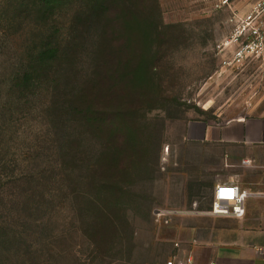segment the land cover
<instances>
[{
    "label": "rangeland",
    "instance_id": "1",
    "mask_svg": "<svg viewBox=\"0 0 264 264\" xmlns=\"http://www.w3.org/2000/svg\"><path fill=\"white\" fill-rule=\"evenodd\" d=\"M100 1L102 12L97 18L86 13L85 29L88 44L97 34L100 54L110 62L99 105L94 113L87 112L105 123L97 133L99 146L89 126L82 129L86 151L98 149L96 168L91 156L86 157L79 186L114 215L115 233L100 235L86 226L92 205L84 203L86 210L78 211L70 194L64 232L56 223L59 211L47 236L49 245L35 249L39 258L3 264H165L174 235L154 221V209H191L195 203L198 211H208L216 173L211 169L184 184L188 166L185 153H179V145H186L184 125L264 116V56L236 65L230 51L218 48L233 29L230 10L214 9L211 0ZM257 1L231 3L242 14ZM36 2L0 0V81L10 75L18 57L12 45L34 39L40 21ZM83 5L89 9L88 0ZM66 22L60 16L51 24L64 33ZM23 114H16L2 133L8 136V127H13L17 135L12 140L22 146L30 141L29 129L42 120L38 111ZM197 155L214 161L217 153L209 149ZM72 174L74 178L76 172ZM77 214L82 215L79 227L74 225ZM177 221L179 217L172 224ZM46 252L49 259L42 257Z\"/></svg>",
    "mask_w": 264,
    "mask_h": 264
},
{
    "label": "trees",
    "instance_id": "2",
    "mask_svg": "<svg viewBox=\"0 0 264 264\" xmlns=\"http://www.w3.org/2000/svg\"><path fill=\"white\" fill-rule=\"evenodd\" d=\"M88 2L86 9L83 0H37L35 9L40 21L34 39L12 45L18 57L10 75L0 81V264L40 257V251L35 249L49 245L47 236L55 225L54 214L59 211L62 214L56 223L64 232L70 194L78 211L86 210L84 203L92 205L86 226L100 235L115 233L114 215L103 211L99 200L90 199L88 191L79 186L87 156L94 160L91 167L96 168L97 133L105 122L93 113L99 105V89L106 85L110 62L100 54L103 47L97 42V34L91 35L96 41L88 44L86 13L97 18L102 1ZM60 16L67 20L64 33L52 25ZM1 86L6 87L4 92ZM32 111H38L42 120L39 128L29 129V143L16 144L12 140L17 135L13 127H8L10 133L3 136L16 114L24 116ZM85 125L98 144L91 151H86L84 145ZM106 187L111 191L108 184ZM78 214L75 227L83 223ZM42 257L49 259L51 255L46 252Z\"/></svg>",
    "mask_w": 264,
    "mask_h": 264
},
{
    "label": "crops",
    "instance_id": "3",
    "mask_svg": "<svg viewBox=\"0 0 264 264\" xmlns=\"http://www.w3.org/2000/svg\"><path fill=\"white\" fill-rule=\"evenodd\" d=\"M183 141L186 145H179V153H185L188 166L184 184L214 169L212 197L214 186L224 183H235L249 195L242 219L210 216L193 203L162 225L174 235L167 261L174 257L179 264H264V116L189 121L183 127ZM209 149L217 153L216 160L195 156Z\"/></svg>",
    "mask_w": 264,
    "mask_h": 264
},
{
    "label": "built area",
    "instance_id": "4",
    "mask_svg": "<svg viewBox=\"0 0 264 264\" xmlns=\"http://www.w3.org/2000/svg\"><path fill=\"white\" fill-rule=\"evenodd\" d=\"M214 9H228L231 12L230 23L233 29L218 48L231 52V61L243 65L252 57L264 56V0L256 2L247 13H238L231 0H211ZM249 192L235 183L218 184L213 188L211 206L207 214L214 217L242 219L245 216V201ZM187 211L165 208L154 209L152 215L156 223L169 224L172 217ZM175 247H179L175 244ZM165 264H179L171 258ZM188 264H193L189 262ZM215 264V263H211Z\"/></svg>",
    "mask_w": 264,
    "mask_h": 264
}]
</instances>
